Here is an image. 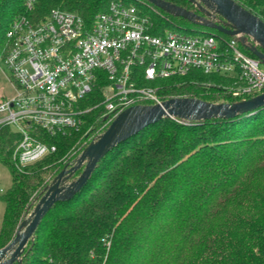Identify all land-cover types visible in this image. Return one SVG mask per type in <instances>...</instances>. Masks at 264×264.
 <instances>
[{
	"label": "trees",
	"instance_id": "obj_1",
	"mask_svg": "<svg viewBox=\"0 0 264 264\" xmlns=\"http://www.w3.org/2000/svg\"><path fill=\"white\" fill-rule=\"evenodd\" d=\"M26 1L0 0V56L20 17L39 22L60 9L90 24L115 0H39L32 10ZM165 1L187 10L194 6L190 0ZM233 1L264 21V0ZM153 7V20L167 28L168 16ZM160 84L164 101L244 99L229 93L232 79L201 71ZM101 101L98 87L83 106ZM84 119L82 130L47 138L56 152L29 167L16 168L10 145L1 146L12 187L3 197L0 249L13 241L55 177L109 127L97 133L104 123L98 108ZM22 264H264V105L232 119H166L121 142L97 164L82 191L44 217Z\"/></svg>",
	"mask_w": 264,
	"mask_h": 264
},
{
	"label": "built area",
	"instance_id": "obj_2",
	"mask_svg": "<svg viewBox=\"0 0 264 264\" xmlns=\"http://www.w3.org/2000/svg\"><path fill=\"white\" fill-rule=\"evenodd\" d=\"M38 1L27 0V8ZM151 10L146 0H115L90 24L60 9L39 22L18 18L0 56L15 90L0 104V161L6 143L16 168L34 165L57 150L47 138L82 130L91 110L104 117L100 133L130 107L162 105L160 82L193 71L232 79L236 98L264 93L261 61L243 50L252 38L172 32ZM98 87L102 101L83 106Z\"/></svg>",
	"mask_w": 264,
	"mask_h": 264
},
{
	"label": "water",
	"instance_id": "obj_3",
	"mask_svg": "<svg viewBox=\"0 0 264 264\" xmlns=\"http://www.w3.org/2000/svg\"><path fill=\"white\" fill-rule=\"evenodd\" d=\"M151 5L195 25L213 29L229 37L248 36L257 46H246L264 65V21L233 0H190L205 14L197 15L184 7L165 0H146ZM207 8H206V7ZM221 17V22L217 17ZM244 43V38L241 39ZM264 105V93L233 104H213L192 98L176 97L162 105H138L120 113L106 131L94 138L74 164H68L46 188L32 213L26 217L13 241L0 249V264H22V255L44 217L56 203L74 198L89 181L97 164L118 144L138 134L151 124L166 119L179 121H207L232 119L255 111ZM80 177L71 181L82 169Z\"/></svg>",
	"mask_w": 264,
	"mask_h": 264
},
{
	"label": "rangeland",
	"instance_id": "obj_4",
	"mask_svg": "<svg viewBox=\"0 0 264 264\" xmlns=\"http://www.w3.org/2000/svg\"><path fill=\"white\" fill-rule=\"evenodd\" d=\"M162 14L165 17L168 16L166 18H169L170 20L168 24L169 26L167 28L165 27L169 31L176 32V33H182V34H192L195 36H205L208 34H217L221 36L219 32L213 29L204 27V26L195 25V24H184L180 22L178 17H175L165 11H162ZM222 36L226 40H229L231 38L225 35H222ZM261 68L264 70L263 64L261 65ZM9 76H10L9 72L4 67H1L0 69V104L6 100L11 99L15 95V90L9 80ZM205 84H208V82H205ZM100 128L97 130V133L100 130ZM94 138H95V135L93 136L92 140ZM11 187H12L11 171L9 167L3 163V161H0V231L2 228V222H3V217L5 213V208H6V204L3 200V197L5 196V194L9 191Z\"/></svg>",
	"mask_w": 264,
	"mask_h": 264
},
{
	"label": "flooded vegetation",
	"instance_id": "obj_5",
	"mask_svg": "<svg viewBox=\"0 0 264 264\" xmlns=\"http://www.w3.org/2000/svg\"><path fill=\"white\" fill-rule=\"evenodd\" d=\"M192 3V2H191ZM193 4V3H192ZM194 6H187V8H189L188 10L189 11H191V12H194V13H196L197 15H200V16H202V17H206L205 16V14L200 10V8H198L195 4H193ZM195 6L197 7V8H195ZM217 21L218 22H221L222 20H221V17H217Z\"/></svg>",
	"mask_w": 264,
	"mask_h": 264
}]
</instances>
